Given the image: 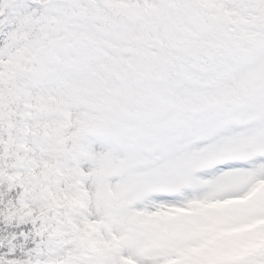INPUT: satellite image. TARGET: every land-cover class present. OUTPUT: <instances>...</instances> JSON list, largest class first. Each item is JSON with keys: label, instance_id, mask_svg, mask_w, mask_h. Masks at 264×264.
<instances>
[{"label": "snow or ice", "instance_id": "snow-or-ice-1", "mask_svg": "<svg viewBox=\"0 0 264 264\" xmlns=\"http://www.w3.org/2000/svg\"><path fill=\"white\" fill-rule=\"evenodd\" d=\"M0 264H264V0H0Z\"/></svg>", "mask_w": 264, "mask_h": 264}]
</instances>
